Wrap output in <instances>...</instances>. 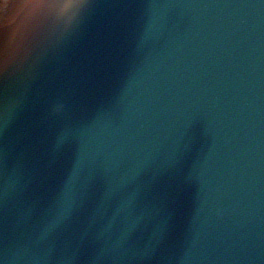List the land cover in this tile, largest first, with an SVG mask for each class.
I'll return each instance as SVG.
<instances>
[{
	"label": "water",
	"instance_id": "obj_1",
	"mask_svg": "<svg viewBox=\"0 0 264 264\" xmlns=\"http://www.w3.org/2000/svg\"><path fill=\"white\" fill-rule=\"evenodd\" d=\"M0 264H264V0H20Z\"/></svg>",
	"mask_w": 264,
	"mask_h": 264
},
{
	"label": "bare ground",
	"instance_id": "obj_2",
	"mask_svg": "<svg viewBox=\"0 0 264 264\" xmlns=\"http://www.w3.org/2000/svg\"><path fill=\"white\" fill-rule=\"evenodd\" d=\"M20 6V0H0V25L11 22Z\"/></svg>",
	"mask_w": 264,
	"mask_h": 264
}]
</instances>
